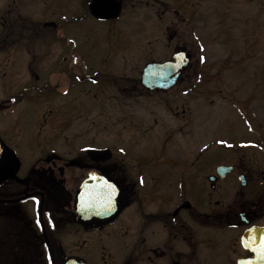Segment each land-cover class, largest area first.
Here are the masks:
<instances>
[{
    "label": "flooded vegetation",
    "instance_id": "obj_1",
    "mask_svg": "<svg viewBox=\"0 0 264 264\" xmlns=\"http://www.w3.org/2000/svg\"><path fill=\"white\" fill-rule=\"evenodd\" d=\"M76 1L80 6L73 12L46 13V20L37 21L31 11L32 0H0V122L12 105L22 100L11 90L19 89L20 96L35 91L33 100L52 98L65 107L63 95L72 86L63 92L51 87L48 92L39 87H22L21 91L13 80L8 83L12 87H5L1 80L7 65L14 77L21 47H34L36 38L42 43L39 36L60 33V39L55 41L64 42L62 52L68 56H62L63 65L58 66V72L68 83L73 74L97 73L108 67L92 61L86 63L66 51L75 42L69 35L90 25L88 17L95 18L88 9L90 0ZM114 4H118V15L106 19L118 21L114 27L118 41L130 40L128 28L120 21L130 8H137L147 26L139 36L159 30L160 43L166 41L168 54L161 58L149 56L136 71L135 86H117L109 93L113 101L130 109L126 113L130 118L129 133L116 127V119L108 124L110 145L100 146L98 142L101 105L90 100V90L84 88L73 90L70 98L73 103V99L77 100L80 107H94L95 118L87 124L97 135L77 153L42 150L55 137L54 131H59L51 125V119L46 138L38 134V140L31 136L25 142L1 134L5 129L0 126V139L13 150L16 164L14 171L0 176V193L18 191V196L0 198V203L33 200L31 207L0 209V264H237L251 259L249 247L260 244L251 230L264 225V125L253 120V127L249 125L247 131L230 137V148L204 151L208 144L224 139L211 133V120L220 126L224 124L222 108L214 100L225 101L231 111L244 115L242 89L235 88L239 96L229 100L222 97L223 88L210 84L213 79L223 83L229 65L238 68L242 62L245 30L238 33L241 40H234L230 26L223 27L224 39L212 38V11L207 0H114ZM26 11H31L28 13L32 18L26 16ZM57 13L63 16L58 17ZM185 34L190 50L185 48ZM247 36L250 37L249 32ZM136 37L132 41L131 36V42L126 43L125 50L130 54L120 58L121 62L113 61L110 68L124 66L131 56L142 53V49L136 48L140 42ZM231 41L235 45H230ZM155 44V40H148L146 56L154 54ZM122 45L115 47L116 53L124 51ZM214 46H221V52L213 50ZM181 49L188 53L190 61L176 85L164 90L148 89L141 83L146 64L168 61ZM34 57L30 52L25 56L27 60L31 58L29 63ZM25 68L32 74L30 64ZM5 94L9 95L6 99ZM161 112L177 118L181 125L174 126L173 132H160ZM84 125L80 126L81 135L85 134ZM57 127L64 129L63 123ZM164 134L174 135L180 144L181 137H186L182 143L184 150L173 154L175 166L167 172L152 167V162L146 163L145 153L133 154L124 149L123 143L138 135L154 148ZM196 139H203L199 149ZM36 143L42 145L36 149ZM89 149H107L110 156L92 159L87 154ZM93 172L109 179L114 198L102 211L83 207L84 217L78 221L74 210L76 190ZM88 187L93 196L98 195L97 182L88 180ZM92 201L98 204L97 200ZM106 212L110 214L102 218L100 214Z\"/></svg>",
    "mask_w": 264,
    "mask_h": 264
},
{
    "label": "rangeland",
    "instance_id": "obj_2",
    "mask_svg": "<svg viewBox=\"0 0 264 264\" xmlns=\"http://www.w3.org/2000/svg\"><path fill=\"white\" fill-rule=\"evenodd\" d=\"M32 2L34 3V7L31 11L34 12L35 20L37 21L46 20V13L49 14L50 12L56 11L70 13L80 6L76 0H65L63 2H59V0H32ZM207 5L210 6L212 11V38L218 41L224 39L223 27L226 26H230L231 32L234 33V40L239 38L238 33H240L241 29L245 30V43L241 50L242 62L238 64V68L229 65L223 83H219L218 80L213 79L212 84H210V86L214 85L223 88L222 97L229 100L232 97L239 96V94H236L235 88L242 89V98L245 104V106H242V113L244 115L238 116L228 108L230 104H224L225 101L220 100L213 101L222 108L221 114L224 124L220 126L216 124L215 120H211V133L213 135L219 134L221 137L223 136L224 139L222 140L223 142H220L218 139L214 144H208L204 151L216 152L230 148V137L239 131H247L249 125L253 127L254 124H256L253 120H259L261 121L260 123L264 125V0H207ZM204 8L205 6L203 5V11ZM31 11H26V16L32 18V15L28 13ZM127 13L126 18L121 20L120 23L128 28L130 40L122 42L116 39L117 35L114 31V27H116L118 21L108 22L107 19H96L91 17L87 18L90 25H85L86 28H82L80 33L69 35L75 42L74 46L68 43L70 46H67L66 51H69L70 54H73L75 57L82 58L86 63L92 61L108 66L105 69H100L97 73L73 74L69 79V83L67 79L58 72V66L63 65L61 61L62 56H68V53L63 54L62 52L64 50L62 47L64 42L55 41V38L60 39V33L57 32L53 37L39 36L42 43H40L39 38H36L34 40L35 42H33L34 47L27 46L24 49L22 46L17 69L13 71L14 77H11V71L8 69V65L3 72L4 75L2 73L3 79L1 80L4 82L5 87H12L8 84L10 79L14 81V85L20 86L21 91L22 87H39L44 88L45 91L48 92L51 91L49 89L51 87L63 92L68 89L69 86L72 87L68 89L69 91L66 95H63L65 107L60 106L59 101L52 98L38 99L35 97L36 99L33 100L32 97L34 98L33 93L35 91L30 92V95L22 94L20 96L19 89H16L14 92L11 90L12 94L14 93L19 98H22V100L13 104L9 112L5 113L4 121L2 119L0 122V126L5 129L1 134H7L11 140H15L16 142H25L31 136L33 140H38V134L46 138L48 134L46 133V130H48V121L51 119L53 120L51 125H55V128L59 131H54L53 135L55 137L51 138L50 142L44 144L42 150L48 152L64 151L68 153H77L81 151L82 146L87 145L95 139L97 135L92 125L90 123L87 124V122H91L95 118L92 110L94 107L88 104L80 107L76 105L77 100L73 99V103L70 98L73 92L82 88L86 91L89 89L90 100L95 99L99 101L101 105V127L99 133L97 132L99 134V139H97L100 146L103 144H111L108 124L115 119L117 122L116 127L125 129L129 133L130 118L126 116V113L130 109L128 105L113 101L112 94L110 95L109 93H111L112 90L115 91L113 88L117 86H135L137 82L136 71L141 68L143 61L149 59V56L161 58L168 54L169 49L166 46L165 40L160 43V38L162 37L160 36L159 30H156L155 33H145L139 36L147 28L144 24V16L140 10L137 8H130ZM57 14L58 17L63 16V14ZM67 27H69V25ZM253 28L255 29V37L252 33ZM247 32L250 33V37L247 36ZM66 33L68 32L66 31ZM197 33L199 34L200 32L197 31ZM131 36L132 41L138 36L140 42L136 43V48L138 51L142 49V53L131 56L124 66L121 65L110 68L109 66L113 61L118 60V62H121L120 58L124 56L127 57L128 54H130L128 53L129 51L125 50V47L128 46L126 44L127 42H131ZM183 38H185L187 42L185 48L190 50L188 44L189 37L186 35V37L184 36ZM149 39L155 40L157 44L154 46V54L146 56L145 44H147ZM239 40H241V37ZM234 42L235 41H231L230 45H235ZM151 43L154 44V42ZM252 43L254 45H252ZM22 44H24V42H22ZM120 44H123L122 47L124 51L116 53L115 47ZM213 50L220 53L222 47L214 46ZM28 52L35 55L34 61L31 63H29L31 58H29V60L25 58ZM29 64L33 69L32 74L26 72L27 68H25V66ZM35 76H37V78H35ZM8 96L9 95L5 94V99L8 98ZM85 98H87V95H85ZM83 101L86 102V100ZM161 114L163 126L160 132H173L174 126L181 125V122H179L177 118L170 117L165 112H161ZM61 123H63L64 129L57 127ZM82 123L85 124L84 135L80 134V126ZM41 125L42 129H40ZM124 131L121 130L122 133ZM185 138L186 137H181L180 144L174 135L168 136L164 134L162 140L160 139L154 148H152L150 142L146 138L138 135L130 138L127 144L126 142L123 144L126 151L128 149L133 154L145 153L146 163L152 162V167H159L164 172H167V170L175 166L173 154L176 153V151L179 152L184 150L182 143L185 142ZM15 141H12V144ZM200 141H203V139H200ZM200 141L196 139L197 149L201 146ZM117 144H119V142ZM41 145L42 143H36V149ZM16 196H18V191H4L0 193V198L5 200L13 199ZM32 205L33 200H24L14 204L0 203V209H8L11 206L31 207Z\"/></svg>",
    "mask_w": 264,
    "mask_h": 264
},
{
    "label": "water",
    "instance_id": "obj_3",
    "mask_svg": "<svg viewBox=\"0 0 264 264\" xmlns=\"http://www.w3.org/2000/svg\"><path fill=\"white\" fill-rule=\"evenodd\" d=\"M90 13L96 18H114L118 15V4H114V0H91L88 5ZM190 61L188 53L181 49L172 54V59L162 63H148L144 66L140 81L148 89L162 87L167 90L176 84L179 75L184 71ZM87 154L92 159H104L110 156L108 150L89 149ZM14 153L0 140V176H7L11 171L15 170L16 164L14 161ZM3 161V165H2ZM3 167V170H2ZM223 169V167H220ZM88 180L98 183V195L93 196L92 190L88 189ZM91 190V194H87ZM113 187L109 179L105 176L90 173L88 179L76 190L74 210L76 218L81 221L84 217L82 212L83 207L97 208L102 211L113 200ZM93 199L98 201V204L93 203ZM17 201V200H14ZM110 212L101 213V217L109 215ZM104 221V220H102ZM257 234L256 238L259 239L260 244L249 247L253 253L251 259L239 261L237 264H264V251L261 250V242L264 241V225L256 227L251 230Z\"/></svg>",
    "mask_w": 264,
    "mask_h": 264
},
{
    "label": "snow or ice",
    "instance_id": "obj_4",
    "mask_svg": "<svg viewBox=\"0 0 264 264\" xmlns=\"http://www.w3.org/2000/svg\"><path fill=\"white\" fill-rule=\"evenodd\" d=\"M261 250L264 251V241L261 242Z\"/></svg>",
    "mask_w": 264,
    "mask_h": 264
},
{
    "label": "trees",
    "instance_id": "obj_5",
    "mask_svg": "<svg viewBox=\"0 0 264 264\" xmlns=\"http://www.w3.org/2000/svg\"><path fill=\"white\" fill-rule=\"evenodd\" d=\"M87 1H89V0H87ZM87 5V2L85 3V6Z\"/></svg>",
    "mask_w": 264,
    "mask_h": 264
}]
</instances>
